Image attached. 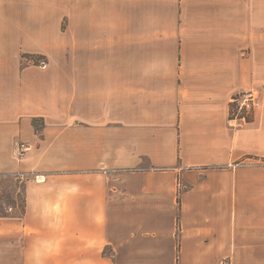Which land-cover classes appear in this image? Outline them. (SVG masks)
<instances>
[{"label": "crops", "instance_id": "crops-1", "mask_svg": "<svg viewBox=\"0 0 264 264\" xmlns=\"http://www.w3.org/2000/svg\"><path fill=\"white\" fill-rule=\"evenodd\" d=\"M162 1L0 0V264H264V0Z\"/></svg>", "mask_w": 264, "mask_h": 264}, {"label": "rangeland", "instance_id": "rangeland-1", "mask_svg": "<svg viewBox=\"0 0 264 264\" xmlns=\"http://www.w3.org/2000/svg\"><path fill=\"white\" fill-rule=\"evenodd\" d=\"M173 9H174L173 6L168 2V0H165V2L162 1V15L164 13L167 14L168 11ZM68 25H71V19L70 20L64 19L62 22V27H66ZM162 25H169V20L162 19ZM230 107H231V103L229 104V109ZM252 117L253 114L251 116V119ZM231 124L232 122L230 123V125ZM22 185L23 182H21L18 179L16 180L13 177L10 176L0 177V215H8L10 213H17V214L20 213V209L22 207V196H21ZM9 206H13L15 209L13 208L11 210L9 209Z\"/></svg>", "mask_w": 264, "mask_h": 264}, {"label": "built area", "instance_id": "built-area-1", "mask_svg": "<svg viewBox=\"0 0 264 264\" xmlns=\"http://www.w3.org/2000/svg\"><path fill=\"white\" fill-rule=\"evenodd\" d=\"M229 113V122L238 120L239 122L249 121L255 109L260 106L259 95L256 90H245L232 96Z\"/></svg>", "mask_w": 264, "mask_h": 264}, {"label": "trees", "instance_id": "trees-1", "mask_svg": "<svg viewBox=\"0 0 264 264\" xmlns=\"http://www.w3.org/2000/svg\"><path fill=\"white\" fill-rule=\"evenodd\" d=\"M27 57H31V59H33V61H34L35 59L42 58V57H40V56H35V55H29V56H27ZM3 216H5V215H3Z\"/></svg>", "mask_w": 264, "mask_h": 264}]
</instances>
